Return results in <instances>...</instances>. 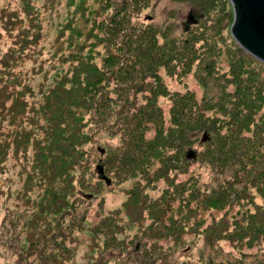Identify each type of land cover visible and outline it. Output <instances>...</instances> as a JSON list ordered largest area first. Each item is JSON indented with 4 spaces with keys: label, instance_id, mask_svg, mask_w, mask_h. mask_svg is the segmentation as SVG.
Segmentation results:
<instances>
[{
    "label": "rangeland",
    "instance_id": "obj_1",
    "mask_svg": "<svg viewBox=\"0 0 264 264\" xmlns=\"http://www.w3.org/2000/svg\"><path fill=\"white\" fill-rule=\"evenodd\" d=\"M207 1L201 7L197 0H0V87L14 88L0 110V264H262L264 231L252 227L264 216V63L235 40L232 2ZM190 11L197 23H188ZM165 32L178 47L189 39L198 58L187 72L182 65L174 75L161 68L165 86L192 92L198 103L206 97L214 127L196 136L187 163L176 162L175 148L167 146L162 157L133 171L119 161L121 127L133 112L119 101L127 58L120 48L135 34L148 39L156 33L164 43ZM87 53L106 73L101 90L110 107L101 117L94 101L70 111L68 125L54 122L61 115L56 91L64 89L56 88L71 86L77 56ZM238 74L251 79L244 88ZM138 82L142 88L131 89V96L138 93L141 105L156 85L154 77ZM245 88L254 114L239 137L257 144V163L244 169L252 176L235 179L239 164L221 169L211 156L219 154L220 136L232 127L228 111ZM158 104L168 129L172 99L160 96ZM55 128L74 142L56 169L49 154ZM204 131L210 139L201 142ZM155 134L150 126L145 136ZM167 156L174 159L170 169ZM215 190L227 197L213 207L205 200Z\"/></svg>",
    "mask_w": 264,
    "mask_h": 264
},
{
    "label": "trees",
    "instance_id": "obj_2",
    "mask_svg": "<svg viewBox=\"0 0 264 264\" xmlns=\"http://www.w3.org/2000/svg\"><path fill=\"white\" fill-rule=\"evenodd\" d=\"M197 1L201 7L203 4H205V6L208 4L207 0ZM189 26V24L186 26L185 31H188ZM158 35L154 33L153 35H149L148 39H146L145 36V38L141 36V34L132 35L126 44L122 43V48H120V55L123 53L122 56L127 58H125V61L122 63L123 65L120 66V71L124 72L119 75L118 79H120L124 85H122L120 90L121 93H118L119 101H122L126 106L132 105L133 112H127L126 116L124 114L127 118L124 126L121 127L124 149L121 151L120 159L116 158V160L118 161L119 159L120 163H123V165L130 164L136 167L137 169L133 171L142 169L144 165H149L155 158L162 157L165 151L164 147L166 148L167 146L175 148V154L177 156L175 159L176 162L181 161V163H187L186 152L188 148L192 146L191 144H193L194 140H196V136L201 131L214 127L213 124H211L213 119L209 118V116L206 117L205 114L208 108L206 104L209 103L206 97L203 102L198 103L192 92L184 94H180L179 92L171 93L159 74L160 69L164 68L168 74L174 75L178 73L180 65H182L181 71H190L194 62L198 59L194 46L192 43L189 44L188 39L184 41L186 44H183L182 47H178L177 39L176 41L170 42L168 38L169 33L167 34L166 32L163 33L165 38L164 43H160ZM77 57L75 71L72 78L69 80L71 86L65 88L63 85H60L56 88V90L60 88L64 89L61 92L56 91V93H58L57 98L59 96L57 108L58 112H61V115L59 116L60 118L53 119L54 122L67 123L68 125V121L66 120H68V116L71 117L70 111L93 104L94 101L101 117H104L107 108L110 107L107 104V101L110 100L109 94L101 90V88H103L102 84L106 73L100 69L95 61H93L92 54L87 53L82 56L80 54ZM8 64L7 62L5 65ZM236 76L242 81L240 87L244 88V83H249L251 81V79L244 80L241 74ZM145 77H154L156 86L148 89L150 94L146 96L145 103L138 105L135 102L138 98V93H134V98H132L131 89L140 91L136 86L139 87L140 85L141 87L142 84L138 81L141 78L145 79ZM13 89L14 88L10 87V85L8 86L7 82H4L0 87V110L4 108L5 103L9 101L10 97L14 94ZM248 89L249 88H245L242 93H238L239 96H235L237 101L234 102V106L230 108L229 111L227 110L229 116H231L230 125H232V127L230 132L220 136L222 138V145L218 147L220 151L219 154L215 153L216 157L214 155L211 156V162L213 164L219 163L217 166L221 169L227 168L226 166L233 164H239V169L242 170L233 176L235 179L248 173L252 176L251 170L244 169H249V163L254 162V165L257 163L256 160H253L255 157V150L258 152V150L255 149L257 144H254L250 139L242 141L239 137L240 131L247 128L252 122V116L254 114L253 110H251L252 106L250 105L252 96L248 94ZM9 90L10 93L8 92ZM160 96H169L172 99V106L170 109L172 124L168 129L164 126V112L158 104V98ZM263 105L264 104H260V106ZM255 114H257L256 111ZM150 126L156 130V134L153 138H147L145 136ZM258 128H260V126H258ZM54 130L50 140L49 154L52 166L56 169L60 164L58 162L60 161V156L63 157L65 152L66 155L69 154V146L74 144V142L72 135L70 137L67 134L63 135V133L65 134L64 130L59 128H55ZM205 133L209 136L207 131H204L203 135ZM209 139L210 136L206 141H209ZM245 155L247 157H245ZM55 157H58V159L56 160ZM182 160H184V162ZM109 161L110 158L108 162ZM172 161H174L173 157H165L166 169H170L168 163ZM112 164L109 163V165L114 166ZM173 168H177V166L174 165ZM127 172H131V170H127ZM261 178L264 179V177ZM221 191L222 190H215L207 197L205 202L210 201V206L216 207L219 203L225 201L224 199L227 195L221 197ZM131 197H134V193ZM135 198H138L139 201L143 200V197L137 193H135ZM167 198L166 196L161 198L162 203L166 205L165 215L169 208ZM156 203L152 205L160 209L162 204L154 205ZM153 206H151V208ZM260 210L262 209L259 208V212H261ZM162 216H164V214ZM170 220L171 218L164 221V225H169ZM154 221H156V223L157 221L160 222L161 218L158 220L155 218ZM173 224L174 222L171 225L173 226ZM253 224H255L252 227L254 233L264 231V216L253 221ZM100 227H102V225L98 226V228ZM246 227H250L251 229L250 225ZM170 229H172L170 225L167 226V230ZM226 230L227 229H220L218 233H222ZM148 252H150V250H148ZM261 263L264 264V253Z\"/></svg>",
    "mask_w": 264,
    "mask_h": 264
},
{
    "label": "water",
    "instance_id": "obj_3",
    "mask_svg": "<svg viewBox=\"0 0 264 264\" xmlns=\"http://www.w3.org/2000/svg\"><path fill=\"white\" fill-rule=\"evenodd\" d=\"M234 7V22L231 30L236 41L252 56L264 63V0H230ZM188 23H197L192 11ZM209 138L205 133L202 142ZM195 156V150L190 149L188 158ZM100 178L110 184L112 179L105 174L103 164L97 165ZM92 197V194H87Z\"/></svg>",
    "mask_w": 264,
    "mask_h": 264
}]
</instances>
